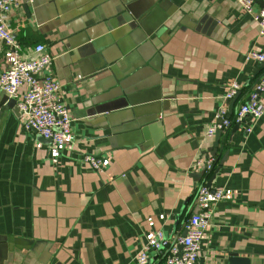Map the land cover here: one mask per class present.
<instances>
[{
  "label": "crops",
  "instance_id": "0c3cea01",
  "mask_svg": "<svg viewBox=\"0 0 264 264\" xmlns=\"http://www.w3.org/2000/svg\"><path fill=\"white\" fill-rule=\"evenodd\" d=\"M97 1L21 0L9 16L23 57L47 48L72 134L55 146L25 129L16 104L0 120V264H137L149 236L187 234L197 188L210 182L225 198L193 264L232 254L264 264V115L222 132L211 175L198 165L213 157L206 133L219 112L232 118L264 77V62L247 60L264 55L255 17L238 0H132L126 26L140 40L120 57L104 51L119 13ZM13 61L0 43V75ZM233 83L241 91L226 100ZM85 155L103 161L100 174Z\"/></svg>",
  "mask_w": 264,
  "mask_h": 264
},
{
  "label": "built area",
  "instance_id": "2783aa9c",
  "mask_svg": "<svg viewBox=\"0 0 264 264\" xmlns=\"http://www.w3.org/2000/svg\"><path fill=\"white\" fill-rule=\"evenodd\" d=\"M238 3L245 13L255 17L263 35L264 9L256 11L255 0H238ZM21 4V0H0V43L5 44L14 55L13 64L0 75V89L15 100L17 109L26 118L25 129L39 133L60 147L72 134V119L67 106L60 98L61 85L51 71L52 59L47 48L38 44L33 49L32 57H23L21 47L9 28V16L18 10ZM247 60L264 62V55L250 52ZM23 90L25 91L22 92ZM240 91L241 86L233 83L225 99L238 97ZM263 93L264 77H261L232 118L226 117L225 110L219 112L217 121L208 128L206 137L213 138L218 131L227 132L232 127L245 123L247 117H250L251 124L255 125L264 115V106L260 102ZM247 132L251 133L252 127H249ZM84 162L98 174L103 170V161L100 158L85 155ZM216 164L214 157L198 162L207 175L215 171ZM224 198L222 189H216L206 183L200 185L194 196V205L199 209V213L192 214L188 219L186 236L171 239L163 232L154 233L148 237L144 250L136 255V263L149 264V251L156 254L157 264L195 263L210 228L214 207Z\"/></svg>",
  "mask_w": 264,
  "mask_h": 264
},
{
  "label": "water",
  "instance_id": "95a60500",
  "mask_svg": "<svg viewBox=\"0 0 264 264\" xmlns=\"http://www.w3.org/2000/svg\"><path fill=\"white\" fill-rule=\"evenodd\" d=\"M103 1H107V0H98L96 2V5H98ZM108 1H111L115 5V11L118 12L119 15L116 17H112L111 21L108 22L105 21L109 32H108V36L107 35L105 36L104 51L106 49L109 52H114L115 50H118L120 52V57H122L121 53H125L127 55L131 47L134 46V44L140 40L139 32L136 30L135 32L133 29L127 31L128 26H126L128 24L131 27L130 23L134 21L133 19H130V11H131L130 5L133 3V1L132 0H108ZM259 1L261 0H255L256 4H259ZM262 9H264V4L262 6ZM90 11L93 12L94 8L93 9L90 8L88 12ZM124 32H126L125 38H120ZM104 60L107 63H109L108 59H104ZM262 70H264V63L261 64L260 68L258 69V73H260ZM15 104H16L15 101L13 100L9 101L7 95L0 94V120L3 118V116H5L8 113L9 110L13 108V106H15ZM221 136H222V132L218 131L216 133L214 150L211 152V155L213 157L216 156V149L219 145ZM223 162L224 161H222L221 164ZM214 177L215 174L213 175L211 181L214 179ZM208 185L211 186V182ZM198 213H199V209L196 208L193 214H198ZM181 214L178 216V219L181 217ZM184 236H186V234H184L183 237ZM228 264H249V262L246 259L239 258V256H237L236 254H232L228 259Z\"/></svg>",
  "mask_w": 264,
  "mask_h": 264
}]
</instances>
